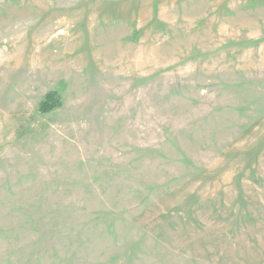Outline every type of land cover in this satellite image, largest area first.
I'll use <instances>...</instances> for the list:
<instances>
[{
  "label": "rangeland",
  "instance_id": "1",
  "mask_svg": "<svg viewBox=\"0 0 264 264\" xmlns=\"http://www.w3.org/2000/svg\"><path fill=\"white\" fill-rule=\"evenodd\" d=\"M0 264H264V0H0Z\"/></svg>",
  "mask_w": 264,
  "mask_h": 264
},
{
  "label": "trees",
  "instance_id": "2",
  "mask_svg": "<svg viewBox=\"0 0 264 264\" xmlns=\"http://www.w3.org/2000/svg\"><path fill=\"white\" fill-rule=\"evenodd\" d=\"M63 103L60 96L56 92L48 93L45 100L41 103L40 111L49 113L57 108L62 107Z\"/></svg>",
  "mask_w": 264,
  "mask_h": 264
}]
</instances>
